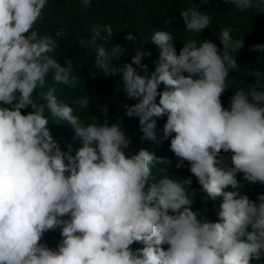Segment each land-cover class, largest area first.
<instances>
[{
    "label": "clouds",
    "instance_id": "obj_1",
    "mask_svg": "<svg viewBox=\"0 0 264 264\" xmlns=\"http://www.w3.org/2000/svg\"><path fill=\"white\" fill-rule=\"evenodd\" d=\"M208 2L180 11L185 31L209 28L200 6ZM47 3L0 0V264H264V193L253 200L241 191L245 183L264 186V91L257 83L235 90L227 108L221 100L230 73L241 72L237 53L245 39L232 35L238 29L221 30L222 47L190 39L178 53L172 33L157 30L151 43L160 54L151 72L141 63L148 53L137 50L116 69L121 45L95 50V68L105 77L122 72L123 91L138 101L122 107L124 116L139 118L142 139L157 142L153 117L167 114L163 138L171 137L176 167L187 162L204 203L221 200L213 222L192 209L191 178L173 179L157 167L170 161L143 148L128 154L131 138L121 124H109L108 106L99 108L103 123L98 116L86 123L58 99L55 85L75 87L77 80L72 61L56 59V39L34 28ZM90 3L82 0V7ZM225 3L264 14V0ZM92 33L93 44L114 34L110 24ZM252 50L264 51V44ZM37 88L46 91L35 98ZM90 98L74 103L88 109ZM46 111L53 124L72 127L81 144L75 155L54 140ZM57 229L62 239L51 248L42 241Z\"/></svg>",
    "mask_w": 264,
    "mask_h": 264
},
{
    "label": "trees",
    "instance_id": "obj_2",
    "mask_svg": "<svg viewBox=\"0 0 264 264\" xmlns=\"http://www.w3.org/2000/svg\"><path fill=\"white\" fill-rule=\"evenodd\" d=\"M200 4V0H91L87 8L82 7V0H48L43 9V19L38 20L34 26L40 35L50 34L56 39L58 48L56 59L62 65L66 59L72 61V75L76 78L75 87L65 85H55L59 91L56 93L58 99L63 100L74 108V115L82 121L91 123L93 116H98L101 123L105 116L99 111L100 106H108L107 118L109 124L119 123L123 126L131 138L130 149L127 150L131 155L138 152L141 148L154 152L157 157H163L170 163L157 165L158 168L166 169L167 174L173 179L191 178L192 184L190 191L195 192V199L192 205L194 211L202 212L210 221H218V211L221 200L203 202L204 193L200 191V185L189 171L187 162L180 168L176 167L177 158L170 150V139L163 138V127L167 120V114L161 117H153L156 121L155 133L157 142L142 139L143 133L139 124L138 117L128 118L124 116L122 105H132L138 101L129 99L123 91L124 82L122 72L117 71L114 75L105 77L102 70L95 68L96 48L100 45L108 49L119 44L124 49L119 60L113 61L116 69H122L126 63H131L132 57L137 50L144 55L142 64L147 65L149 72L155 69L159 60V49L151 43V37L157 30H166L176 38L174 46L177 50L183 47V42L196 40L197 43L204 39L212 40L218 47H222L219 42L221 30L225 27L238 29L232 32L235 39H245V46L239 54L237 53V64L241 68L230 73V88L222 95L221 100L224 107L229 105V97L239 88L247 89L251 86L261 85L258 88L264 91V51L252 50L255 44H264V14L257 15L254 11L241 12L235 5L225 3V0H209L207 4H201V11L211 17L209 28L201 33L185 31V25L180 17V11L188 7ZM170 21V22H169ZM111 25L113 37L108 38L107 43L97 39L96 43L91 42L92 29L99 25ZM63 30L59 37L55 33ZM131 34L134 40H127ZM105 35L106 33H101ZM133 67H137L133 65ZM139 72L143 69L138 68ZM259 71L260 77L253 73ZM97 73L95 76L94 73ZM52 74L46 77L47 84L52 85ZM259 80V82H257ZM164 89L161 84L160 91ZM41 90L37 88L34 97L38 98ZM88 94L90 98L88 109L79 108L74 101ZM159 98H157V103ZM29 109L22 112L27 114ZM49 119V129L55 141L65 152L75 155L76 150L81 146L80 142L74 138V131L70 125H55L54 120L46 111ZM174 135V134H173ZM230 156V153H222ZM154 173L159 177L162 175L156 169ZM238 180H243V174H238ZM243 194H247L255 200L257 195L264 193V186L244 184L241 189ZM61 236L59 230L45 233L43 241L47 246L55 248ZM134 248L142 247L134 244ZM167 250L168 245H163ZM257 264V262H253Z\"/></svg>",
    "mask_w": 264,
    "mask_h": 264
}]
</instances>
